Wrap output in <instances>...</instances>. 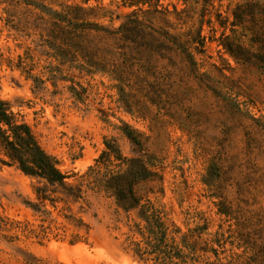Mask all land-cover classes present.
Segmentation results:
<instances>
[{
	"label": "rangeland",
	"instance_id": "rangeland-1",
	"mask_svg": "<svg viewBox=\"0 0 264 264\" xmlns=\"http://www.w3.org/2000/svg\"><path fill=\"white\" fill-rule=\"evenodd\" d=\"M188 2L0 0V99L82 192L0 144V264H143V206L264 264V0Z\"/></svg>",
	"mask_w": 264,
	"mask_h": 264
},
{
	"label": "trees",
	"instance_id": "trees-1",
	"mask_svg": "<svg viewBox=\"0 0 264 264\" xmlns=\"http://www.w3.org/2000/svg\"><path fill=\"white\" fill-rule=\"evenodd\" d=\"M183 1L186 4L189 3L188 0ZM134 3V6H139V2ZM149 3L143 1L142 5H149ZM223 46L233 54L237 50L244 49L242 45L234 44L228 38H225ZM129 135L133 137L132 134ZM0 144L10 161L17 164L25 175L41 180L52 187L71 190L76 200L82 198L81 189L66 183L67 177L58 168L56 160L41 147L30 126L18 121L8 102L1 99ZM111 149L109 146V150ZM149 176L147 171L140 172L137 180H145ZM36 193L43 199L48 197L46 196L47 186L37 187ZM130 195L135 199L132 188ZM148 208L142 207L140 217L144 226L138 228L140 239L131 242L132 251L139 262L143 264H224L220 252L214 246L221 248L222 239L213 240V245H201L200 231L206 228L189 230L187 233L182 232L178 227L171 229L156 211ZM217 236L221 234L217 233ZM199 252L209 256L200 255Z\"/></svg>",
	"mask_w": 264,
	"mask_h": 264
}]
</instances>
